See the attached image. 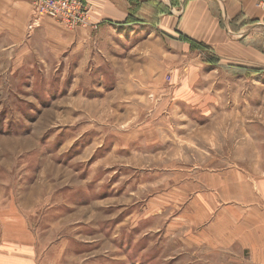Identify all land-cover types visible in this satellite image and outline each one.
I'll return each instance as SVG.
<instances>
[{
	"label": "rangeland",
	"instance_id": "obj_1",
	"mask_svg": "<svg viewBox=\"0 0 264 264\" xmlns=\"http://www.w3.org/2000/svg\"><path fill=\"white\" fill-rule=\"evenodd\" d=\"M66 54L0 56V220L22 218L47 264H256L262 210L240 217V263L235 250L213 248L192 210V196H206L208 178L240 155L238 138L208 135L206 105L175 98L176 81L197 75L120 87L110 48Z\"/></svg>",
	"mask_w": 264,
	"mask_h": 264
},
{
	"label": "crops",
	"instance_id": "obj_2",
	"mask_svg": "<svg viewBox=\"0 0 264 264\" xmlns=\"http://www.w3.org/2000/svg\"><path fill=\"white\" fill-rule=\"evenodd\" d=\"M84 1L95 27L66 28L48 17L35 20L30 0H0V56L24 64L28 58L52 60L60 53L86 57L88 48L101 54L110 48L111 70L120 87L160 89L167 73L197 75L195 81H176L175 98L206 105L208 135L238 138L240 155L236 163L220 166L222 175L208 178L206 196H192V210L196 221L206 218L213 248L235 250L238 259L233 260L244 262L239 250L247 241L240 217L248 207L264 213V95L258 93L259 82L264 84L258 79L264 72V8L257 0ZM231 103L239 109L231 112ZM231 218H238V224L231 225ZM0 222V264H47L35 243L24 240L22 218ZM259 229L264 233V224ZM252 231L256 240L257 230ZM258 252L255 263L264 264V243Z\"/></svg>",
	"mask_w": 264,
	"mask_h": 264
},
{
	"label": "built area",
	"instance_id": "obj_3",
	"mask_svg": "<svg viewBox=\"0 0 264 264\" xmlns=\"http://www.w3.org/2000/svg\"><path fill=\"white\" fill-rule=\"evenodd\" d=\"M31 17L38 20L48 17L66 28L95 27L91 22V7L84 0H30ZM264 8V0H257ZM264 34V24L263 31Z\"/></svg>",
	"mask_w": 264,
	"mask_h": 264
},
{
	"label": "trees",
	"instance_id": "obj_4",
	"mask_svg": "<svg viewBox=\"0 0 264 264\" xmlns=\"http://www.w3.org/2000/svg\"><path fill=\"white\" fill-rule=\"evenodd\" d=\"M168 11L170 12V7L168 6ZM182 39H185L186 41L190 42L191 45L195 48H200V49H206V46L200 42H197L191 38H189L188 36H181ZM211 60V58H210Z\"/></svg>",
	"mask_w": 264,
	"mask_h": 264
}]
</instances>
